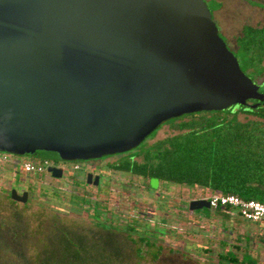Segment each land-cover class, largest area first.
Returning <instances> with one entry per match:
<instances>
[{
  "label": "water",
  "instance_id": "obj_1",
  "mask_svg": "<svg viewBox=\"0 0 264 264\" xmlns=\"http://www.w3.org/2000/svg\"><path fill=\"white\" fill-rule=\"evenodd\" d=\"M259 105L204 0H0V153L91 161L171 119Z\"/></svg>",
  "mask_w": 264,
  "mask_h": 264
},
{
  "label": "rangeland",
  "instance_id": "obj_2",
  "mask_svg": "<svg viewBox=\"0 0 264 264\" xmlns=\"http://www.w3.org/2000/svg\"><path fill=\"white\" fill-rule=\"evenodd\" d=\"M204 1L241 70L264 94V76L249 71L253 61L234 37L239 24L225 21L248 18V24L262 23L264 0H241L245 10L222 12L223 26L213 15L221 6ZM238 120L245 123L259 118L239 114ZM171 123H162L139 146L106 162H133L136 156L148 153L157 142L178 134ZM9 156L7 162L0 160V264H224L218 255L225 252L239 258L246 253L264 264L263 223L247 222L236 215L225 220L207 209L189 211L191 201L212 194L207 189L163 183L156 190L147 178L121 174L106 165L98 169L99 184L87 186L86 168L101 165L105 157L78 162L80 171L73 169L75 162L67 163L58 183L49 173L23 172L26 160L39 157ZM12 190L29 193V202L12 201ZM138 211L153 217L142 219Z\"/></svg>",
  "mask_w": 264,
  "mask_h": 264
},
{
  "label": "trees",
  "instance_id": "obj_3",
  "mask_svg": "<svg viewBox=\"0 0 264 264\" xmlns=\"http://www.w3.org/2000/svg\"><path fill=\"white\" fill-rule=\"evenodd\" d=\"M238 41L253 61L249 71L264 76V23L245 27ZM239 114L252 115L259 120L244 123L238 120ZM168 122H172L178 134L154 144L143 154L142 164L127 162L118 168L177 186L201 187L211 195H232L264 204L263 105L255 110L234 106L221 112L194 113ZM212 211L225 220L239 216L228 206ZM157 250L160 251V247ZM204 252L210 254L208 249ZM218 259L224 264H258L246 253L239 258L225 252L219 254Z\"/></svg>",
  "mask_w": 264,
  "mask_h": 264
},
{
  "label": "built area",
  "instance_id": "obj_4",
  "mask_svg": "<svg viewBox=\"0 0 264 264\" xmlns=\"http://www.w3.org/2000/svg\"><path fill=\"white\" fill-rule=\"evenodd\" d=\"M10 156L6 153L0 155L2 162H7ZM15 164V161H14ZM52 167L50 160H26L22 164V170L28 175H41L48 168ZM77 167H74L76 169ZM211 210L224 207H232L237 210L241 219L252 223H264V204L257 201H246L232 195L213 194L205 199Z\"/></svg>",
  "mask_w": 264,
  "mask_h": 264
},
{
  "label": "flooded vegetation",
  "instance_id": "obj_5",
  "mask_svg": "<svg viewBox=\"0 0 264 264\" xmlns=\"http://www.w3.org/2000/svg\"><path fill=\"white\" fill-rule=\"evenodd\" d=\"M124 154V153H123ZM117 155H120V154H115V155H109V156H104L105 158H104V162L101 164V165H98V164H96V165H93V166H91V167H87L86 168V172H87V175H86V177H85V183L87 184V186H95V185H93V183H94V181H95V178L96 177H98V184H99V182H100V175H99V171H98V169L100 170L101 169V167L103 166V165H106L107 167L108 166H111V167H113L114 168V171L115 172H118V173H121L122 174V172H125V171H122L121 169H119L118 167H120V166H122L123 164H126L127 162H129L131 165H133V164H142L143 162H144V156L143 155H139V156H136L135 157V159L133 160V162L132 161H130V160H125V161H123V162H120V161H118L116 164H113V163H109V162H106L107 160H110L111 158H115ZM141 156V158H142V161L141 162H138V158ZM103 158V157H102ZM39 160V159H38ZM99 160H101V158L100 159H95V160H91V161H94V162H96V161H99ZM91 161H84V162H91ZM53 162L55 163V162H57L58 164H60V166H54V164L52 163V167H50V168H54V169H57V170H61V172H62V176H61V178H54V177H52V174L49 172V168L45 171V172H43L42 174H46V173H49L50 174V179L51 180H55L56 182H62L61 180H62V177H63V175H64V170H63V168L65 167V165L67 164V163H69V164H71V163H73V162H75V164H74V166H73V169H74V167H77L76 169H74L75 171H80V164L78 163V162H82V161H79V160H77V161H62V160H53ZM98 166V167H97ZM129 173H131V172H129ZM41 174V175H42ZM89 175H92V177L90 178H88V176ZM131 175H135V176H139V177H141V178H143L141 175H138V174H134V173H131ZM151 179H157V178H148V181H149V186H150V180ZM88 180H90V182H92L91 184H88ZM158 180V179H157ZM163 183H171V182H168V181H159L158 180V188H160L161 186H162V184ZM65 186H66V184H64ZM97 186V185H96ZM157 188V189H158ZM156 189V190H157ZM70 191V190H69ZM71 192V191H70ZM23 193V192H22ZM19 195H21V194H19ZM29 200H30V196H29V193H28V199H27V202L25 203V204H27L28 202H29ZM15 203H17V202H15ZM21 204V203H20ZM24 204V205H25ZM209 211H212L211 209H208ZM213 212V211H212ZM138 213L139 214H141V215H143L144 216V218H142V219H145V218H147V217H153V215H151V214H146V213H142V212H139L138 211Z\"/></svg>",
  "mask_w": 264,
  "mask_h": 264
},
{
  "label": "crops",
  "instance_id": "obj_6",
  "mask_svg": "<svg viewBox=\"0 0 264 264\" xmlns=\"http://www.w3.org/2000/svg\"><path fill=\"white\" fill-rule=\"evenodd\" d=\"M209 1V2H212L214 4H218L219 6H221V9L219 10H213V15L216 17V19L220 22V24L223 23L222 21V12L226 11V10H230V11H237L238 9L240 8H243L245 10V4L241 1V0H206V2ZM238 20L240 22H237V18H229L228 21L225 20L229 25H236L239 24V26H237L236 28L238 29H235V38L236 39H239L241 36H242V31L245 27L247 26H250V27H257V26H261L264 21L262 23H259V21L255 24V25H251V24H248V18H238ZM250 21L253 20V17H251L249 19ZM222 21V22H221ZM223 26V24H222ZM234 38V39H235Z\"/></svg>",
  "mask_w": 264,
  "mask_h": 264
}]
</instances>
